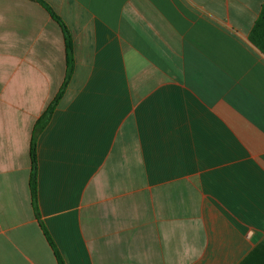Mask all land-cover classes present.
Masks as SVG:
<instances>
[{"label":"crops","instance_id":"obj_1","mask_svg":"<svg viewBox=\"0 0 264 264\" xmlns=\"http://www.w3.org/2000/svg\"><path fill=\"white\" fill-rule=\"evenodd\" d=\"M0 0V264H264V0Z\"/></svg>","mask_w":264,"mask_h":264},{"label":"trees","instance_id":"obj_2","mask_svg":"<svg viewBox=\"0 0 264 264\" xmlns=\"http://www.w3.org/2000/svg\"><path fill=\"white\" fill-rule=\"evenodd\" d=\"M38 1L52 16V18L58 22L60 25L62 32L64 34L65 39V45L67 50V73L66 78L64 80V83L62 87L60 88V91L55 96V98L50 102V104L47 106L41 117L37 120L31 137V143H30V162H31V172H30V181H29V187H30V194L32 198V206L34 208L36 216H38L37 213V206H36V145H35V137L36 135L44 129V127L47 125L48 121L50 120V117L57 107L61 96L63 95V92L67 86V82L69 80V77L72 72V40L70 33L68 32L66 26L62 23V21L55 15V13L41 0ZM249 41L262 53L264 54V4H262L260 13L258 18L256 19L253 27L251 28L249 32ZM45 235L54 250L55 257L57 259L58 264H65L62 260L61 256L59 255L58 251L55 249V246L48 236L47 232L44 230Z\"/></svg>","mask_w":264,"mask_h":264}]
</instances>
